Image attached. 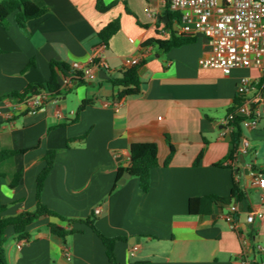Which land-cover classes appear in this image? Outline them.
Returning a JSON list of instances; mask_svg holds the SVG:
<instances>
[{
  "label": "crops",
  "instance_id": "1",
  "mask_svg": "<svg viewBox=\"0 0 264 264\" xmlns=\"http://www.w3.org/2000/svg\"><path fill=\"white\" fill-rule=\"evenodd\" d=\"M41 1L49 9L44 17L21 29L12 14L8 27L0 26V155L17 152L0 162L4 215L36 210L37 178L54 151L42 203L68 220L91 218L105 237L127 240L116 241L114 263L91 227L41 216L28 227V237L8 233V263L264 264V218L248 222L250 214L264 215V186L255 184L264 177V106L256 126L241 125L250 144L245 162L229 160L231 134L225 127L240 78L249 77L264 90V69L242 68L226 76L201 67L199 60L212 52L203 34L194 36L193 44L167 51L146 46L168 40V24L177 32L179 23L167 14L170 0H103L113 5L106 12L97 10V0ZM116 19L120 30L105 44L99 33ZM134 58L140 59L142 93L118 101L112 80L132 68ZM93 59L106 67L97 69L93 80H73L44 110L28 113L12 96L31 84H46L54 61L69 67L57 72L63 86L73 76L74 63ZM85 100L93 104L76 118ZM135 143L158 146L159 165L148 193L135 177L121 184L126 173L118 180L120 169L130 166ZM235 185L238 196L233 197ZM211 197L220 201L212 202L209 212L190 214L191 199ZM229 198L230 204L221 202ZM51 223L82 232L62 239L51 233ZM133 245L139 247L134 257Z\"/></svg>",
  "mask_w": 264,
  "mask_h": 264
},
{
  "label": "trees",
  "instance_id": "2",
  "mask_svg": "<svg viewBox=\"0 0 264 264\" xmlns=\"http://www.w3.org/2000/svg\"><path fill=\"white\" fill-rule=\"evenodd\" d=\"M113 5H106L103 0H97V10L99 12H106ZM171 7V6H170ZM169 7V8H170ZM49 9L45 6V4L41 0H4L0 2V26L7 28L8 18L10 15L15 14V23L21 29H24L27 23L31 20H36L44 17L48 13ZM170 22L176 21L180 22V14L177 12H172L170 10L167 11ZM120 20L116 19L111 22L106 28H104L99 33V38L107 44L108 41L118 33L120 30ZM172 34L168 40H154L146 44V46L157 44L160 49L167 51L171 48H178L185 45H190L195 43L196 38L194 36H185L178 35L175 31L172 24L167 25ZM139 65H134L132 68L127 69L125 72L121 74L120 77L112 80L113 86L117 89L116 99L118 101H122L128 98L137 97L142 93V83L139 77ZM52 76L50 80L46 84H31L26 89H24L21 93L12 94L13 97L17 98L19 101H22L30 96L37 95L43 91L47 92L50 98H56L60 96L63 92L62 86L58 81L57 72L68 71L69 67L66 64H62L59 62L51 63ZM76 80L78 82H82L81 74L73 72ZM260 84L264 85V80L260 82ZM241 98L237 95L235 100L234 107L229 111L232 112L237 109L238 106L241 105ZM93 101L85 100L80 108L77 111L76 118L80 117L81 114L87 109V107L91 106ZM242 118H238L234 122V130L231 133V142H230V152H229V160L234 161L235 157L238 153L240 142L242 139V129H241V121ZM86 138V135L70 140L68 145L72 143L82 141ZM172 153H174L173 147ZM17 152L9 151L3 152L0 155V162L5 161L13 156H15ZM56 153L51 151L47 154L46 157V166L44 170L40 173L37 178V207L34 212H23L16 217H6L4 214L6 212L7 206L3 204L0 195V264H9L7 261L6 255V242L8 240V233L10 231L13 232L14 235L18 237V239H23L28 237L27 229L30 225L35 223L41 216H49L53 218L59 219L61 222H67L70 225H73L76 222L85 224L93 229V231L99 236L102 240L108 258L111 262H116V257L114 254V245L116 241L123 240L126 241L125 238H108L102 235L95 226L94 220L86 219V220H68L61 214L55 212L50 209L46 205L42 203V194L44 192L45 182L47 177L54 166V159ZM203 157V152L200 154L197 163ZM158 163V146L154 143H135L130 147V166L127 168L120 169L118 173V180L125 174L130 173L132 177H135L139 181L140 189L144 193H148L151 189V174L152 171L157 168ZM21 179V173H18L12 185H17ZM232 196H238V188L235 185L233 189ZM215 197L211 198H193L189 202V211L192 215H199L203 213L209 212V206L212 202H219ZM221 202L225 204H230L231 199L221 200ZM50 231L53 235L60 237L62 239H66L68 236L81 233L80 230H75L73 228H66L57 223H51L49 225ZM137 264H150V262H137ZM260 264V263H255Z\"/></svg>",
  "mask_w": 264,
  "mask_h": 264
},
{
  "label": "built area",
  "instance_id": "3",
  "mask_svg": "<svg viewBox=\"0 0 264 264\" xmlns=\"http://www.w3.org/2000/svg\"><path fill=\"white\" fill-rule=\"evenodd\" d=\"M170 6L172 11L181 16L178 35L206 36L212 52L199 60L201 67L219 69L226 76L242 68L264 69V0H170ZM138 64L140 59L134 58L132 65ZM104 67L106 64L97 59L85 65L79 62L73 64L74 72L81 74L83 80H93L96 70ZM75 79L74 75L65 79L62 89L68 88ZM255 91L257 93L253 98H247ZM237 94L241 98V105L229 112L225 120L226 130L230 134L238 118L243 119V126H256L262 114L261 107L264 106V90H257L254 80L249 77L240 78ZM50 99L47 92L43 91L18 101V104L28 113H34L44 110ZM58 117L62 118L63 114L58 112ZM249 147L248 140L242 138L234 162L246 155ZM255 184L264 186V177L259 175ZM231 210L236 212L237 207L231 206ZM96 214H100V210ZM256 218L262 221L264 215L250 214L248 222L252 223ZM22 246L19 245V248ZM138 249V246L133 245L130 255L134 257ZM65 256L71 261L72 255L68 250Z\"/></svg>",
  "mask_w": 264,
  "mask_h": 264
},
{
  "label": "water",
  "instance_id": "4",
  "mask_svg": "<svg viewBox=\"0 0 264 264\" xmlns=\"http://www.w3.org/2000/svg\"><path fill=\"white\" fill-rule=\"evenodd\" d=\"M241 158L243 159V162H245L243 156H242ZM130 177H131V174H130V173H126V174L124 175V178L120 181V183H121V184H122V183H125L126 179H128V178H130Z\"/></svg>",
  "mask_w": 264,
  "mask_h": 264
}]
</instances>
